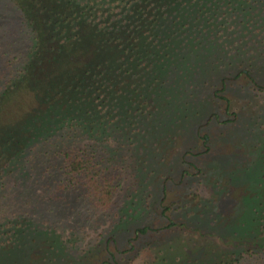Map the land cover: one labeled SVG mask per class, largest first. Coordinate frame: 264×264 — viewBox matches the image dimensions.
Wrapping results in <instances>:
<instances>
[{"label": "trees", "instance_id": "obj_1", "mask_svg": "<svg viewBox=\"0 0 264 264\" xmlns=\"http://www.w3.org/2000/svg\"><path fill=\"white\" fill-rule=\"evenodd\" d=\"M14 2L31 41L12 75L0 77V264H130L148 247L158 252L154 264L264 261L263 132L253 138L255 159L221 170L226 186L240 187L219 214L227 230L197 216L208 203L224 204L229 189L203 201L195 188L193 201H201L184 203L190 219L182 222L164 204L173 177L192 174L187 154L201 152L188 137L211 150L204 128L239 119L224 94L229 81L244 77L254 93L264 92V0ZM221 99L233 119L214 109ZM177 140L183 152L173 163L167 147ZM126 180L133 191L108 234L82 244L84 217L76 213L77 226L69 225L70 200L76 211L87 204L94 220L113 208ZM158 203L168 223H134ZM191 228L200 238L190 246L186 235L171 234ZM231 232L243 239H226Z\"/></svg>", "mask_w": 264, "mask_h": 264}, {"label": "rangeland", "instance_id": "obj_2", "mask_svg": "<svg viewBox=\"0 0 264 264\" xmlns=\"http://www.w3.org/2000/svg\"><path fill=\"white\" fill-rule=\"evenodd\" d=\"M30 41V27L25 23L22 12L17 7L14 0H0V77L1 74L5 72L8 74V77L12 75V67L17 68L25 59ZM14 71H16V69H14ZM261 75L264 78V72ZM5 81L4 77L0 79L1 87ZM247 81L248 80L244 77L237 79L234 78L229 81V86L224 92L225 96L231 100L229 111L238 113L239 119L235 121L232 120V122L226 124H222L215 120L204 128L203 133L210 134V141L212 144L211 150L205 151L206 146L203 145L202 139H196L193 136L188 137V139L192 142V145H195V151L201 150V152L198 154H187V158L195 163V166L191 164H186V166L184 165V167L188 168L190 173H192L191 176H188L187 179L182 182L179 180L177 175L173 177V179L176 178V181L174 179L169 182V195L164 204L170 207V209L167 210V214L175 221L182 222L188 219L189 216L187 217L186 215L187 207H184L186 206L184 205L186 201L192 200L190 205L191 207L201 200L206 201L207 198H214L218 191L227 193L230 190L233 196H228L229 198L225 200L224 204H218L217 201L211 202L210 200L211 203H208L210 206L208 209L200 210L201 206L198 207L201 212L199 216H197V221L201 220L205 222L204 225H210L212 220L215 221V219H217L219 220L218 223L223 226V229L227 230L226 227H228V217L226 216L224 218L219 214L222 212H228L227 207L229 206V200L233 203L238 200L237 196L239 194L238 191L240 187L235 186L230 189L226 186V183H223V176L220 175L221 170L232 172L238 169L240 165H248L252 159L257 157V154L254 153L253 143L255 139L253 138L256 136L259 138L262 136L263 138L261 133L263 132L264 134V129L262 130L259 126H257L259 122H264V92L254 93V91L249 87ZM214 109L219 110L220 118L222 120L226 117L233 119V115L225 112L224 99H221L220 102L214 106ZM205 113L208 115L209 111L206 110ZM249 127H252L253 130L248 131ZM188 143L189 140L186 145H188ZM171 145L172 147H170ZM167 151H169L167 154L169 155L170 162L177 163L181 157L183 149H181L177 140L176 143H170L168 145ZM244 163L246 165H244ZM171 165L172 167L176 166L173 164ZM177 167L179 172H181L183 167ZM131 186V180L124 181L117 203L114 204L113 208L108 213L101 214L94 220L92 218H88L90 212L87 204H85V207L81 206V208L76 211V199L70 200L71 203L66 206V208H71H69L70 211H68L71 215L69 218V225L77 226L79 219L75 217L76 213H79V215L81 214L84 217L83 224L85 231L82 232V244L90 243L88 244L90 246L96 241L100 233L108 234V229L117 217V213L120 211V207L123 206L122 204L124 200L127 195L133 191L130 189ZM197 187L199 188L198 191H200L203 199L193 201L194 199L192 193ZM149 201L151 200L149 199ZM175 201L176 203L173 204ZM231 209H233V207H229L230 211ZM231 212L235 213V210H232ZM85 214L87 215L86 217ZM238 214L236 216H238ZM168 220L167 216H165L162 212L161 205L158 203L156 205V209L150 214V216H148V218L136 220L134 223L137 226L141 223H150L154 227H162L168 223ZM88 222L96 223V225L94 227H87L86 225ZM132 227L134 226L132 225ZM242 232L244 231L240 230L236 236L238 237V235L243 234ZM129 233L133 235L134 232ZM171 234L172 236L175 234H181L183 236L186 235L184 239H186V243L189 244V246L195 244V239L200 238V236L196 235L198 233L192 228L187 229L186 233L179 230L174 234L171 232ZM154 235H161L160 237H162L163 240H166L170 234L155 233ZM244 235L246 236V233H244ZM242 236L235 238L232 236L231 232V235L226 239L232 238L240 240L243 239ZM210 238H212L214 244H217V247L220 246L224 250H230L232 243L225 244L218 240L215 235ZM176 242L177 239L174 240L173 243ZM136 243L140 244L139 241ZM180 243L181 242L178 244ZM156 254H158L156 249H152L151 247L144 248L137 256H135L134 260L130 264H154L153 260L155 259ZM241 264H264V261L256 262L253 259H243Z\"/></svg>", "mask_w": 264, "mask_h": 264}]
</instances>
